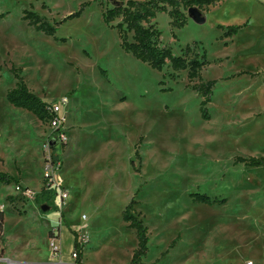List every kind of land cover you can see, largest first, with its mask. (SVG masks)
Wrapping results in <instances>:
<instances>
[{"label": "rangeland", "instance_id": "1", "mask_svg": "<svg viewBox=\"0 0 264 264\" xmlns=\"http://www.w3.org/2000/svg\"><path fill=\"white\" fill-rule=\"evenodd\" d=\"M88 1L0 0V173H23L38 189L51 135L47 123L7 102L17 84L11 70L20 69L46 103L70 102L68 143L50 153L68 186L69 199L56 200L68 225L58 239L60 212L50 223L38 220L35 202L7 195L14 184L0 183V264H75L68 226L89 236L83 264H131L137 238L123 212L132 199L149 229L144 264H264V167L235 164L264 158V26L232 43L219 29L232 20L226 2L212 6L204 24L189 18L182 29L157 16L163 46L175 56L190 46L210 63L201 73L216 81L206 120L197 82L125 52L100 5L65 20ZM25 11L46 18L56 34L34 31ZM201 196L224 203L200 204Z\"/></svg>", "mask_w": 264, "mask_h": 264}, {"label": "trees", "instance_id": "2", "mask_svg": "<svg viewBox=\"0 0 264 264\" xmlns=\"http://www.w3.org/2000/svg\"><path fill=\"white\" fill-rule=\"evenodd\" d=\"M222 2L224 0H89L81 5V9L77 13L67 17L65 20L80 17L84 10L92 4L100 5L104 9V23L117 31L121 47L125 52L160 72L168 66L174 73L187 72L188 82L190 84L197 82L193 86V90L199 97L203 98L200 113L203 118L208 120L210 115L207 106L212 102L216 81H203L201 73L210 63L205 55L199 57L198 54H194L190 46H187L182 56H175L171 48L162 45V32L154 22L159 14H167L171 19L172 29H182L186 26L189 18L202 20L209 13L212 6L215 7ZM23 21L27 22L38 33H43L47 36L56 34L57 29L46 18L34 12L25 11ZM243 28L244 26H230L226 28L220 27L219 29L226 30L223 37L231 39L237 36ZM190 55L191 59L188 58ZM11 72L14 74L17 84L14 89L7 92V102L16 109L33 114L40 122L48 124L50 115L47 111V103L31 92L22 78L20 69L13 68ZM244 74L247 73L243 72L240 75ZM248 75L250 74L248 73ZM55 160H57L56 157ZM131 163L133 166V162ZM235 164H243L249 168H261L264 167V158L245 159L238 157ZM0 183L24 187L15 177L5 173H0ZM16 199L17 197H8L7 201L13 202ZM56 200V191L43 188L37 195L35 203L41 213L60 212L61 219H64L63 212L56 206ZM198 201L200 204L209 206L224 203V201L220 200H211L207 196L199 197ZM138 205L139 202L132 199L123 212V221L128 225L129 229L135 232L137 238V248L133 252L131 264H144L143 259L149 253V229L140 215L135 212V207ZM19 214L22 215L21 213ZM4 217V213L0 212L1 233L3 232ZM70 232L74 235L73 253L76 255L75 264H83L84 250L90 240L71 229ZM49 238L53 239L52 231L49 233ZM178 241L179 238L172 241L169 249H173Z\"/></svg>", "mask_w": 264, "mask_h": 264}, {"label": "built area", "instance_id": "3", "mask_svg": "<svg viewBox=\"0 0 264 264\" xmlns=\"http://www.w3.org/2000/svg\"><path fill=\"white\" fill-rule=\"evenodd\" d=\"M69 99L67 97H63L58 102L55 103H47V111L50 115V119L48 121V127L50 128L51 135L49 137V143L46 144V150L48 152L47 158L44 161V170H43V188L46 190H53L57 192V198L61 200V202H65L69 199V191L65 189V186L59 176V173L62 168V164L60 161L55 160L51 156V143L54 142V146L65 147L68 143V132H67V123H68V115L67 110L69 108ZM14 192L19 196H22L24 199L28 201L35 202L37 195L39 194L35 190L30 188L21 187L19 185L14 186ZM17 197V196H16ZM35 204V203H34ZM2 208V207H1ZM85 219V217H83ZM89 240V238L85 235H82ZM52 240V239H51ZM53 242V240H52ZM54 243H51L53 246ZM72 257L76 260V255L73 253Z\"/></svg>", "mask_w": 264, "mask_h": 264}, {"label": "crops", "instance_id": "4", "mask_svg": "<svg viewBox=\"0 0 264 264\" xmlns=\"http://www.w3.org/2000/svg\"><path fill=\"white\" fill-rule=\"evenodd\" d=\"M224 2H226V5L228 6L226 11L229 13L230 18H232V20H230V22L227 24V26H224V27L244 26V28L238 33L237 36L230 39L232 41V43L234 42V39L237 38L238 36H240L241 34H244L245 32H249V31H253L258 26H264V0H224ZM221 4L222 3H220L219 5H221ZM42 100H43V102H46L44 99H42ZM21 111H23V110H21ZM10 175L15 177L19 181V183L26 188H30L32 190H35L38 193H40L43 189V184H41L38 189L33 188L30 183H28L27 181L24 180L23 173H22V175L19 174L18 177L15 176L14 174L13 175L10 174ZM14 186H15V184H14ZM64 186L68 187L66 184H64ZM12 192L15 193L14 191L11 190V192H9L7 195L12 194ZM12 197H14V196H12ZM4 207H6V206H0V212H3V213L5 212ZM62 212L64 214V219H61V213H60L59 218L56 220V221L59 220V223H60L59 239L61 237V226L63 228H65V225L66 224L68 225V223L66 222L65 211H62ZM55 214L56 213H54V212H50L47 214H41L39 209L37 208V213H35V211H34L33 217H35L38 220L46 221L47 223L48 222L50 223V221H48V220L51 219V217L55 216ZM4 216H5V213H4ZM56 226H57V222H53V224L48 227V237H49V233ZM68 227L71 230L76 231V232L80 233L81 235H85L89 238V236L87 235L85 230L84 231L79 230V229L74 230L70 226H68ZM67 231H68V229H67ZM50 241L52 243V240H50ZM38 264H41V263H38Z\"/></svg>", "mask_w": 264, "mask_h": 264}, {"label": "water", "instance_id": "5", "mask_svg": "<svg viewBox=\"0 0 264 264\" xmlns=\"http://www.w3.org/2000/svg\"><path fill=\"white\" fill-rule=\"evenodd\" d=\"M194 22H196L197 24H204L205 23V18L202 20H199L198 18H193ZM52 146H54V142L51 143Z\"/></svg>", "mask_w": 264, "mask_h": 264}]
</instances>
